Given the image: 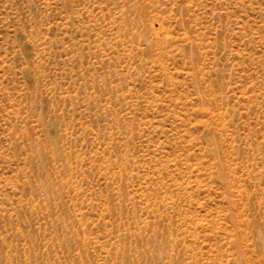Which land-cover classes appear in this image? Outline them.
<instances>
[{
  "label": "rangeland",
  "instance_id": "obj_1",
  "mask_svg": "<svg viewBox=\"0 0 264 264\" xmlns=\"http://www.w3.org/2000/svg\"><path fill=\"white\" fill-rule=\"evenodd\" d=\"M0 264H264V0H0Z\"/></svg>",
  "mask_w": 264,
  "mask_h": 264
}]
</instances>
